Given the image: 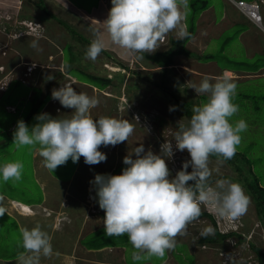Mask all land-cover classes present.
<instances>
[{"label": "rangeland", "instance_id": "rangeland-1", "mask_svg": "<svg viewBox=\"0 0 264 264\" xmlns=\"http://www.w3.org/2000/svg\"><path fill=\"white\" fill-rule=\"evenodd\" d=\"M43 1L45 8L47 7L50 13L52 12L53 21L59 22V19H66L65 21L80 33V40L78 36L75 40L78 44L81 43L80 46L83 45L84 47L89 44L88 40L92 41L94 38L93 30L98 31L97 25L102 24L107 19L112 7L111 0L109 2L103 0L104 9L98 13V20H95L91 14L85 16L86 13L76 7L71 0ZM246 1H256L263 12L264 3L261 2L262 0ZM22 2L23 0H0V144L5 143L8 138L13 140L10 127L12 125L17 126L19 120H23L31 129L33 125L38 123L35 117L42 113H47L55 119L71 118L73 109L64 108L58 100L52 99L51 95L53 89H59L65 84L72 85L78 93H85L90 97L95 96L99 99V105L90 110V114L94 119L103 116V113H107L112 118L129 120L134 125L135 131L128 138V141L116 146L100 147L99 150L107 156L105 162L87 165L83 157L77 163H73L70 158L65 165L58 166L54 172L46 169L43 164L41 166L42 158L38 155V152L36 154L40 160L37 162L36 158H33L36 149L39 147L38 145L24 146L18 150L12 141V145L11 143L7 145L10 148L5 147L3 149L6 150H0V165L6 162L19 161L24 166L20 181L13 182L10 180L5 183L0 179V194L4 192L10 197L34 205L43 203V206L37 208L35 213L34 210L31 209L30 212L25 208L26 206L17 203H10L7 209V206H5L6 201L11 202L12 199L7 198V200L0 201V207L5 209V214L0 216V264H17L19 254L24 252L21 228L15 217L8 216L7 213L10 210L23 216L24 220L19 218L21 219L19 221L22 228L31 230L39 224L42 230L46 231L51 238H58L57 240L63 236L72 238L74 234L72 241L70 240L71 242L67 240H64L63 243H60L62 240L51 242L54 254L59 253L58 255L62 256L61 261H59L62 262L60 264H63V262L65 264H81L78 255L80 256L82 252H85L83 245L96 248L103 244H107L105 246L109 248L103 253L114 255L112 264L118 263L119 251L109 252V250L121 248V245L126 247L127 261L133 264H260L258 254L254 251L252 245L261 250L264 255V227L258 219L255 203L245 190V194L250 198L247 213L236 220L234 224L226 225L225 219L218 218L220 228L217 227L220 232L223 234L233 232L238 235L226 239L218 238L216 243H200L203 229L207 227L214 229V223L207 217L199 218L189 224L187 234L178 236L175 249L166 251L162 259L152 257L148 260L133 261L131 253L134 249L126 235L109 237L105 234L104 221L101 218L102 216L105 217V212L99 208L95 187L90 184V181L94 180L96 174H122V169L126 167L123 164V158L127 155H132L135 158L134 149L139 147L140 144H143L145 151L151 149L154 154H160L161 145L165 142H171L173 145V157H165V159L171 173L170 179L174 178L176 173L182 170L183 163L191 159L187 150L179 151L176 149L174 141L179 125L181 123L187 125L188 120L183 115L182 109L174 105L167 97L170 92L169 89L159 86L163 80L158 82L159 85L150 83V80L144 84L138 81L140 87L132 94L133 89L129 91L128 88L125 89L129 82L134 83L132 80L135 76L130 73L132 71L121 70L119 67L113 66L103 54L99 55L95 62L85 58L82 63L76 61L75 64L79 68H84L88 66L86 62H93V64H89L92 66L89 71H104V74L112 75L115 84L121 86V94L117 92L118 88H114V86L98 88L87 83L89 82L87 76L82 74L76 67L72 69L73 72L71 71L68 74L64 64L74 59L69 47L73 44L70 42L68 46L65 45L66 48L58 50L57 46L60 47L59 43L62 42L58 37L59 32L52 29L51 33L47 31V34H43L40 31L41 26L37 22L19 20L18 16L23 11ZM90 5H92L91 0H89L87 6ZM198 5L200 6V3H197L195 7L197 8ZM189 8L191 9L190 6ZM103 11L105 12V18L103 17ZM40 12L37 11L35 14L38 16ZM44 16L46 15L44 14ZM46 17L51 18L50 16ZM98 32H100L106 42V47H108L103 51L112 57L116 56L122 64L130 70H134L133 61L135 59L125 55L118 46L111 44L105 27H101V31ZM64 35L67 39V34L64 33ZM82 35L87 38L86 42L82 40ZM33 40L38 42L39 50L30 47ZM167 48L166 42L164 48L161 49L165 50ZM79 54L81 55V53ZM76 55L77 57L80 56L77 52ZM258 60H261L262 63L256 66L255 71L258 72L260 77L250 76L252 80L247 83L244 82V85L237 83V95L233 103L239 106V111L231 118L230 122L235 123L240 119L246 121L248 128L247 131L241 133L240 145L244 142V150L252 149L250 155L257 163V168L264 170V103L258 101V98L262 94L264 95V56H258L256 61ZM178 61L169 68V75L173 79L180 80L179 87L187 89L180 93L184 99L200 98L199 104L201 105L206 101L202 100L200 97L202 95H197L194 89L190 88L191 85L196 84L198 86L205 77L210 78V82L214 83L219 76L212 70L211 65L204 68L201 73L196 69L199 66L192 59ZM34 64L35 66H33ZM260 65H263V68ZM142 68L141 70L154 72L156 74L154 79H160L158 78L159 74H157L161 71L160 68L154 70ZM59 72L62 74L61 77H59ZM118 72L122 73L119 74ZM164 72L166 71L162 73ZM60 79L61 82H58ZM173 81L167 79L164 85H171ZM163 89H167L169 92ZM243 91L253 98L247 99L246 103L244 102L242 105L241 99L237 96ZM39 93L40 96L41 94L44 96V103L38 113H33L30 110L31 97L34 98ZM105 95L115 98V101H107ZM104 100L106 103H102ZM255 100H257V104L260 105L261 109L258 113L254 110ZM246 105L248 109L246 111L241 110ZM172 106H176V110L170 111L169 109ZM11 108H14L15 111H10ZM6 153H8L9 158H6ZM209 168L212 170L213 177L221 178L224 175H234L233 170L224 161L218 163V159L212 157H210ZM191 170V166H189L188 171L191 172ZM42 184L45 185V192L41 186ZM214 185L215 181L210 184L212 187ZM211 205L203 204L201 210L214 213ZM76 222H78L76 229H69ZM105 246L101 248H105ZM64 251L68 254H74L77 261L74 262L72 256L68 257L67 260H62L64 258L63 254H65ZM97 254L99 253H92L90 258H96ZM229 254L233 257L232 262L227 261ZM118 264H121V262ZM123 264H125L124 261Z\"/></svg>", "mask_w": 264, "mask_h": 264}, {"label": "clouds", "instance_id": "clouds-1", "mask_svg": "<svg viewBox=\"0 0 264 264\" xmlns=\"http://www.w3.org/2000/svg\"><path fill=\"white\" fill-rule=\"evenodd\" d=\"M111 5L102 23L108 39L135 60L142 61L146 53H155L170 32H176L178 40L189 36L183 23L190 10L189 0H111ZM93 35L85 58L95 62L106 42L95 29ZM167 45L170 46L168 40ZM30 47L39 50L36 40ZM190 88L197 95H206L207 99L193 106V115L187 125L181 123L175 133L176 149L187 150L191 159L183 163L182 170L174 178L170 179L165 159L173 157V145L165 142L160 154H154L151 149L145 151L140 144L134 149L135 158L132 155L123 158L126 167L122 174H96L90 181L95 187L99 208L105 212V234L109 237L126 235L134 249L133 261L162 259L166 251L174 250L176 238L186 235L188 225L202 215L203 204H212L214 213L210 214L219 228L218 218L225 219L226 225L234 224L248 210L250 198L239 183L230 179H218L214 187L209 183L212 177L210 157L222 158L218 163L232 159L241 143V133L248 128L243 119L230 122L239 111V106L233 103L237 83L225 73L214 83L205 77L198 86L192 84ZM51 95L64 108L73 109L71 118L55 119L42 113L35 117L38 123L31 129L19 120L13 133V144L18 150L24 146H39L36 151L43 166L51 172L70 158L77 163L83 157L87 165L105 162L107 156L100 147L128 141L135 131L127 119L107 116L94 119L90 110L99 105V99L78 93L70 84L53 89ZM169 110H176V106ZM23 167L19 161L0 165V179L5 183L20 181ZM3 199L0 196V201ZM4 214L5 209L0 207V216ZM214 230L215 227H207L201 236L212 235ZM21 235L24 252L19 254L17 264H40L42 257L54 255L52 238L39 224L31 230L21 229ZM227 261H233L231 254Z\"/></svg>", "mask_w": 264, "mask_h": 264}, {"label": "trees", "instance_id": "trees-1", "mask_svg": "<svg viewBox=\"0 0 264 264\" xmlns=\"http://www.w3.org/2000/svg\"><path fill=\"white\" fill-rule=\"evenodd\" d=\"M71 1L76 7H78L79 9H82V11H84V13H86V14L88 13V14L92 15L93 13H95L93 11V9H96L99 7H101L103 9V7L100 5V0H91L92 5H90V6H87L89 0H87V1H85V0H71ZM197 3H201V2L194 1L193 2V8L194 9L196 8L195 6ZM205 4L206 3H203L202 5H205ZM21 7L23 8V11L18 16L19 20L37 22L38 24H40V26H41L40 31H42L43 34H47V31L51 33L52 29H54L53 31L59 32L58 37L60 38L59 40H61L62 42L59 43L60 47L57 46L58 50H60V48H66L65 45L68 46L69 45L68 43H70V42L73 44V45H69V47H70V53L74 56V59H71V62H67L68 66L65 67L68 74L72 71V69H74L76 67V69H78L82 74H85L87 76V79L89 81V82L86 81L87 83L94 85L95 87H98V88L99 87L102 88V87L114 86V88H118L117 92L119 94H121V92H120L121 86H117V84H115L114 78L112 77V75L104 74V71H98V72L89 71V69L92 68V66L89 64H93V62L92 63L86 62V64H88V66H86L84 68H79V66L75 64L76 61H79L80 63H82V61L85 59V52H86L87 47L91 43V41L88 40L89 44L87 45V47H84L83 45L80 46L81 43L78 44L77 41L75 40L76 36H78V38H79L80 33L77 32V30L74 29L67 21H65L66 19L65 20L59 19L58 20L59 22L53 21L54 16H52L53 18L51 17L52 12L50 13L48 8L47 7L45 8L43 0H23ZM203 8H204V6H203ZM101 10L99 12L96 11L97 15H98V13L101 12ZM37 11H41L42 14L40 12V15L37 16L35 14V12H37ZM44 14L46 16H50L51 18L48 19L46 16H44ZM75 18H78V17H75ZM68 27L70 30L68 29ZM62 28L64 29L63 31H62ZM64 33L67 34V36H68L67 39H66V35H64ZM188 33H189V36L184 38L183 40L172 39L170 41V46L168 47V49L162 50L161 48H164V45H162L158 50L155 51V53H153V54H147L146 53L144 56V60L133 61V67H135L134 70H130L127 66L122 64L116 58V56L112 57V56L108 55L107 53H105L104 51H102L100 53V55L103 54L104 57L107 58V60H109L113 66L119 67L121 70L124 69L127 71H132L130 73H131V75L135 76L134 80H132L134 83L129 82L125 88V89L128 88V91L130 89H133L134 92L132 94H134L135 91L138 90V87H140V84H138V81L141 84H144V83H147L148 80H150V83H152V84L155 83V84L159 85L158 82L163 80L162 81L163 84L161 83L159 86L161 88L167 87V89H169V91L172 94L167 89H163V90L169 92V94H167V97H169L170 101H172L174 105H176L182 109L183 115L189 121L191 116L193 115V112H192L193 106H199L200 105L199 104L200 98H197V99L190 98L188 100L184 99L180 93L182 91H186L187 89L186 88L182 89L181 87H179L178 84L180 83V80L179 79H173L172 76L169 75V68L174 65V63L178 57L182 56V57H186V58H192V55H193L192 52H190L186 48L187 42L189 41V39L193 35L192 29H190ZM81 37H82L83 41H85V42L87 41V38L83 37V35ZM79 40H80V38H79ZM105 48L108 49V47H105ZM76 52L78 53V55H80L79 53H81V55L77 57ZM144 67L147 69H153V70L160 68L161 71L157 73V74H159L158 78H160V79L159 80L154 79V77H155L154 75H156L154 72L141 70V68L144 69ZM163 71H166V72L162 73ZM118 73L121 74L122 72H118ZM59 74H60V72H59ZM61 76H62V74L59 75V77H61ZM167 79H172L174 81L171 82V85H164V83ZM122 81H124V80H122ZM58 82H61V79ZM122 84H123V82H122ZM43 97L44 96H42V94L40 96V93L38 95H35L34 98H33V96L31 97L32 105L30 107V110L33 113H38V111L40 110V107L44 103V99H45ZM104 97L107 101H115V98H113L111 96L105 95ZM200 97L204 101H206V99H207L206 95H202ZM237 97L241 99L242 105L244 104V102L246 103L247 99L250 100V98H253V97H250L249 95H242V94H238ZM258 101H259V103H261V102L264 103V95L263 94L261 95L260 98H258ZM102 103H106L105 100ZM244 106L242 107L243 109H241V110L246 111L248 109V106L247 105H246V107H244ZM254 110L256 113H258L261 110L260 105L257 104V100H255ZM10 111H12V110H10ZM103 116L109 117L107 113H103ZM15 130H16V126H14L13 130H10V133H14ZM5 141H6L5 143L0 144V147H2V149H0V150H2V151L6 150V149H3L5 147L10 148L7 145L8 144L10 145V143L12 145L13 140L11 138H8ZM31 150H33V149L31 148ZM251 151H252V149L244 150V142L242 145H239L237 147V151H236V154L234 155V157L230 160L224 161L226 163V165H228L233 170L234 175H232V176L224 175L221 178L222 179L223 178L224 179H230L233 182L239 183L243 187V189L246 191V193L249 195V197L255 203V209H256L258 219L261 222V225H263V227H264V170L257 168V165H256L257 163H255L252 156L250 155ZM212 158L222 160V158H218L216 156H212ZM221 178H217V177L212 176L209 183L211 184L212 182H214L218 179H221ZM189 183H192V182H189ZM202 217H207L213 223H215V219H214L213 215L210 213L202 211V215L199 218H202ZM214 227H215L214 234L208 235L206 237H202L200 239V243H202V244L216 243V242H218V240H217L218 238L226 239L230 236L238 235V234L233 233V232H230L229 234H223L222 232L219 231L216 224H214ZM105 245H107V244L100 245L99 247L101 248V247H104ZM252 246H253L254 251L258 254V259L260 261V264H264V255L261 253V250L257 249L255 245H252ZM99 247H96V248H99Z\"/></svg>", "mask_w": 264, "mask_h": 264}, {"label": "crops", "instance_id": "crops-1", "mask_svg": "<svg viewBox=\"0 0 264 264\" xmlns=\"http://www.w3.org/2000/svg\"><path fill=\"white\" fill-rule=\"evenodd\" d=\"M107 1V0H106ZM199 1L200 6L198 5L197 8H193V2ZM238 1H246V0H189V6L191 9L188 11L186 19L183 23L187 26V31L192 29L193 35L189 39L186 44V48L192 52V58L186 57H178L175 62H179L178 60L182 59H192L199 67H196L198 71L201 73L204 71V68L207 66H212V70L218 75L222 77L225 73L228 74L229 78L232 80H239L236 83H247L251 77L250 76H258V72L255 71L256 66L262 63L261 60L256 61L258 56H264V7L263 12L261 11L262 15V25L255 24L252 20H250L247 16H245L240 9L235 5L234 2ZM109 2V0L107 1ZM247 2V1H246ZM264 3V0L261 1ZM206 3L205 5H202ZM249 3H257L256 1H251ZM259 5V3H257ZM100 5L104 9V2L100 0ZM204 6V8H203ZM260 6V5H259ZM101 7L93 9L95 13L92 14L94 17L93 19L98 20L97 12H99ZM193 8V9H192ZM108 10V7H107ZM261 10V8H260ZM97 11V12H96ZM105 12L103 11V17ZM90 14H85L87 16ZM102 17V19H103ZM105 18V17H104ZM209 18V20H208ZM100 20V19H99ZM97 30L101 31V27H104L103 24L97 25ZM100 33V32H99ZM172 39L178 40L176 32H170L168 37H165V43ZM164 43V44H165ZM162 45V44H161ZM175 64V63H174ZM263 65H260L261 68ZM206 71V70H205ZM256 74V75H252ZM243 79V80H242ZM258 79V78H257ZM242 80V81H241ZM242 95H247L244 93H240ZM13 126V127H12ZM10 130L14 129L15 125H12ZM37 151H35L33 158H36V161L40 160L37 156ZM6 158L8 157V153H6ZM35 161V162H36ZM43 163H41L42 166ZM44 192H45V185H41ZM3 196L5 200L12 199V201H6L7 209L10 206V203H17L22 204V206H29L31 207L34 212H37V208L43 206V203H39L38 205H34L32 203H27L21 201L19 199L10 197L6 195L4 192L0 194ZM7 212V211H6ZM8 216L12 218H16L18 220L19 226L21 229L22 225L19 220L23 219V216L13 212L10 210L8 212ZM21 218V219H19ZM104 220V216L101 217ZM102 220V221H103ZM78 222L74 224V226L69 227V229H76ZM68 229V230H69ZM74 237V234H73ZM72 237V238H73ZM72 238L69 236H63L59 240L52 238L51 242L60 241L63 243L64 240L70 241ZM72 241V240H71ZM70 241V242H71ZM125 245H121V248H113L110 251L118 250L119 252V260L118 263L123 261L125 264H133L132 262H128L126 259V247ZM85 250V255L82 252V255H78L79 262L81 264H112V260L114 255L108 254L105 255L103 251L108 250V246L105 248H94V247H86L82 246ZM65 252V251H64ZM92 253H99L96 255V258H90ZM59 254V253H58ZM64 258L62 260H67L68 257H74L73 261H77V257L74 254H68L65 252L63 254ZM77 256V255H76ZM59 257V258H58ZM60 255H53L51 258H41L42 264H60L61 261ZM107 259V260H105ZM72 260V259H71ZM165 261V260H164ZM163 261V262H164ZM162 262V263H163ZM117 263V264H118ZM65 264V262H63ZM74 264V263H72Z\"/></svg>", "mask_w": 264, "mask_h": 264}, {"label": "built area", "instance_id": "built-area-1", "mask_svg": "<svg viewBox=\"0 0 264 264\" xmlns=\"http://www.w3.org/2000/svg\"><path fill=\"white\" fill-rule=\"evenodd\" d=\"M238 9L241 10L249 19H251L255 24L262 25V16L260 14V7L256 3H248L245 1L234 2ZM31 212L30 207H25Z\"/></svg>", "mask_w": 264, "mask_h": 264}]
</instances>
